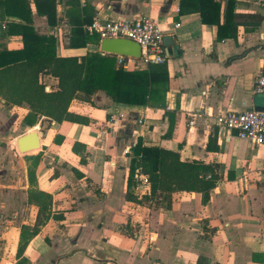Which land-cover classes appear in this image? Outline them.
Masks as SVG:
<instances>
[{
	"label": "crops",
	"instance_id": "1",
	"mask_svg": "<svg viewBox=\"0 0 264 264\" xmlns=\"http://www.w3.org/2000/svg\"><path fill=\"white\" fill-rule=\"evenodd\" d=\"M70 1L57 0L54 26L31 4L34 29L54 37L57 56L94 49H71L68 40L74 25L85 30L97 15L158 23L169 79L164 105L114 104L99 91L70 104L87 125L40 117L28 126L27 107L0 99V264H264V147L217 124L227 112L264 107V93L254 91L264 76V0H215L221 22L233 12L240 24L235 39L222 41L198 13L180 14V0ZM2 14L0 52L19 50L21 37L7 28L18 19ZM39 80L46 92L57 89V79ZM34 130L40 148L20 154L17 138ZM138 139L208 167L215 179L209 201L194 192L127 200L130 148ZM33 190L52 197L47 219L29 202Z\"/></svg>",
	"mask_w": 264,
	"mask_h": 264
},
{
	"label": "trees",
	"instance_id": "2",
	"mask_svg": "<svg viewBox=\"0 0 264 264\" xmlns=\"http://www.w3.org/2000/svg\"><path fill=\"white\" fill-rule=\"evenodd\" d=\"M31 4H34L37 15L46 17L49 26L55 25L57 0H0L2 16L18 19V22L11 21L7 25L8 34L22 39L19 50L0 52V99L7 106L27 107L29 113L24 122L28 126L40 117L58 124L67 121L87 125L88 117L69 111L70 104L79 95L89 99L99 91H103L114 104L133 107L151 103L164 105L169 81L165 65L126 70L117 65L116 56L98 50V36L87 33L81 24L73 26L68 47L83 49L91 45L94 49L86 51L81 57L57 56L54 37L35 31ZM78 5V0L69 2L70 7ZM220 12L221 4L215 0H180L179 3L180 14L198 13L204 24L216 25L218 41L235 39L240 24L235 23L233 12L229 15L226 12L221 22ZM42 75L57 79L55 91L46 92L45 85L39 80ZM130 152L127 200L140 204L175 192H194L201 194L202 204L209 201L215 179L213 176L207 178L208 167L181 162L178 153L144 146L141 139L130 148ZM31 158L28 178L33 184L40 155ZM136 169L146 174L150 182V196H144L142 200L131 192ZM30 201L38 206V214L47 219L52 204L51 195L33 190L29 194Z\"/></svg>",
	"mask_w": 264,
	"mask_h": 264
},
{
	"label": "built area",
	"instance_id": "3",
	"mask_svg": "<svg viewBox=\"0 0 264 264\" xmlns=\"http://www.w3.org/2000/svg\"><path fill=\"white\" fill-rule=\"evenodd\" d=\"M2 29L6 27L3 25ZM85 31L97 35L99 42L104 39H128L137 43L141 49L139 59L116 56L117 65L126 70L131 66L137 69L165 63L162 30L149 16L143 15L136 20L122 21L97 15L85 27ZM254 91L257 94L264 93V76H259L255 80ZM217 124L224 130L234 131L240 139H245L257 147H264V112L255 110L227 112L218 118ZM132 188L139 198L150 196L149 178L140 169L135 170Z\"/></svg>",
	"mask_w": 264,
	"mask_h": 264
},
{
	"label": "water",
	"instance_id": "4",
	"mask_svg": "<svg viewBox=\"0 0 264 264\" xmlns=\"http://www.w3.org/2000/svg\"><path fill=\"white\" fill-rule=\"evenodd\" d=\"M98 49L103 54L133 59H139L141 55L140 46L128 39H104L99 42ZM255 111L264 112V107H256ZM16 145L17 150L22 154L38 150L40 148L39 134L36 130L26 133L17 138Z\"/></svg>",
	"mask_w": 264,
	"mask_h": 264
},
{
	"label": "rangeland",
	"instance_id": "5",
	"mask_svg": "<svg viewBox=\"0 0 264 264\" xmlns=\"http://www.w3.org/2000/svg\"><path fill=\"white\" fill-rule=\"evenodd\" d=\"M20 154H22V153H20ZM33 184H35V183H33ZM156 199V198H155ZM155 199H152V200H154L155 201Z\"/></svg>",
	"mask_w": 264,
	"mask_h": 264
}]
</instances>
